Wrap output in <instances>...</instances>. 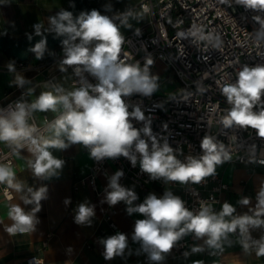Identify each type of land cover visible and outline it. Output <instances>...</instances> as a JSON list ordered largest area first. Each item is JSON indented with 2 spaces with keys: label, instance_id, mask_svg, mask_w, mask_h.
<instances>
[{
  "label": "clouds",
  "instance_id": "clouds-1",
  "mask_svg": "<svg viewBox=\"0 0 264 264\" xmlns=\"http://www.w3.org/2000/svg\"><path fill=\"white\" fill-rule=\"evenodd\" d=\"M237 2L246 8L264 10V0ZM148 11V6L144 5L140 12L129 9L110 17L93 9L80 13L74 20L72 12L62 10L50 18L51 28L48 31L67 37L62 42L65 54L62 64L77 66L78 75L82 66L83 71L95 77L98 83L82 84L66 93L62 88H57L55 94L44 91L31 103L18 100L14 105L0 108V143L17 157L26 149L32 157L27 160V167L34 177L41 180L59 178L65 161L56 157L52 150H64L71 145L86 147L90 158L95 161L123 156L131 161L133 167L137 164V155L132 151L134 148L135 153L139 154L141 172L147 173L151 180L162 178L166 183L200 184L206 178L214 177L217 167L232 159L224 143L213 135H205L200 142L202 154L189 155L181 160L177 156L179 150L173 149L166 138H161V142L153 134L151 117L146 118L139 106L129 111L130 105L124 98L133 94L151 97L160 89V77L150 70L154 64L151 55L145 57L143 66L139 61L129 63L128 53H124V58L121 56L125 44L121 27L131 29L130 19L140 20ZM35 29L36 34L40 35L41 25H35ZM135 34L140 35L141 30L137 28ZM178 35L186 38L184 32ZM191 36L195 42H203L206 47L220 49L223 45L221 35L212 31L191 32ZM256 40L264 42V22L256 32ZM45 46L46 39H41L32 49L37 59L43 56ZM8 67L10 71L14 70L11 64ZM27 82L20 75L15 78L18 87L22 88ZM220 92L229 107L219 117L218 124L224 129L250 128L256 131L258 137L264 138V64H244L237 71L235 80L225 82ZM188 98L189 95L183 96L185 101ZM168 99L176 100L175 94L169 95ZM156 107L163 109L164 104L158 103ZM37 111H59V115L41 131L35 124L29 123L30 116ZM130 118L144 122V126L135 128ZM44 132L51 135L46 136ZM142 134L148 140L141 138ZM123 175L124 172L118 170L109 178L106 202L109 206L124 202L129 216L138 213L144 217L135 221L132 238L141 243L152 261H161L164 258L162 254L168 253L188 233H194L197 238L207 237L208 245L218 247V241L226 233L238 229L241 235H245L250 227L264 225V219H261L264 216V184L257 194L255 215L228 220L226 217H232L235 212L232 204L223 203L221 211L216 213L211 205L202 202L200 210L194 213L171 191H165L162 197L149 194L142 203L134 205L138 196L135 191L120 184ZM16 177L10 165L0 163V185H6L16 192L24 191V185ZM26 191L28 196L23 198V202L34 207L30 212H25L19 204L11 206L8 212L13 221L8 229L10 233L15 230L34 231L36 224L40 223L36 214L41 211V202L48 199V188L28 187ZM63 202L67 206L71 198H65ZM239 203L248 205L250 200L244 198ZM94 216V206L85 201L77 205L74 222L91 226ZM101 243L104 246V259L112 260L124 254L127 236L118 232L102 239ZM242 243L247 251L249 244L246 240ZM254 243L257 245L256 255L264 256V241ZM192 251L200 249L193 248Z\"/></svg>",
  "mask_w": 264,
  "mask_h": 264
},
{
  "label": "built area",
  "instance_id": "built-area-1",
  "mask_svg": "<svg viewBox=\"0 0 264 264\" xmlns=\"http://www.w3.org/2000/svg\"><path fill=\"white\" fill-rule=\"evenodd\" d=\"M144 5L149 9L145 14L147 21L138 27L141 30L140 35L135 34L137 28L123 35L125 44L122 46L121 56L124 58V53H128L129 63L139 61L143 66L145 57L151 55L154 64L159 61L173 72L180 88L174 93L176 100H169V95L156 93L151 97L139 94L126 97L124 99L130 105L129 111L139 106L146 118L151 117L153 134L158 139L166 138L173 149L179 150L177 156L181 160L189 155L202 154L200 148L202 138L205 135H213L230 150L232 159L228 163L264 166V138L258 137L256 131L250 128L224 129L218 124L219 117L229 107L221 95V86L225 82L234 81L237 71L244 64L249 66L264 64V42L256 40V32L261 29V23L264 22V10L246 8L237 0H138L129 9L136 8L140 12ZM208 31L221 35L223 45L220 49L206 47L203 42H195L191 36V32ZM181 32L185 33L186 38L178 35ZM30 58L26 61L15 59L14 69L38 70L39 65L30 63ZM154 64L150 68L151 72ZM70 68L74 76L71 81L73 87L98 83L95 77L83 71L82 66L79 75L76 71L77 66ZM47 82L56 87L53 77L48 76ZM184 95H189L187 101L183 100ZM18 100L26 102L23 93L9 98L0 108L14 105ZM158 103L164 104L163 109L156 107ZM56 116L43 115L42 121L37 123L31 115L29 123L35 124L43 131L47 123ZM130 121L137 129L144 126V122L134 118H130ZM141 138L148 140L143 134ZM84 148L89 154V150ZM132 151L137 155L138 161L139 154L135 153L134 148ZM13 159L14 155L10 149L0 143V163L11 165ZM90 160L89 173L74 183V189L89 186L98 194L96 179L98 175L104 173L108 163L124 172L121 179H128L139 189H147L149 185L179 187L185 206L194 213L200 210L202 202L211 205L212 211L217 212L220 194L228 189L219 173L206 178L200 184L166 183L162 178L151 180L147 173L141 172L138 164L133 167L131 161L123 156L102 161H95L92 158ZM109 178L110 175H105L107 185ZM120 184L129 188L122 182ZM2 192L6 199L12 197L7 186L2 187ZM116 213L115 209H109L102 219L113 226L112 216ZM197 240L194 233H188L174 244L171 249L172 255L183 257L193 254L192 249L195 248ZM144 259L150 260L146 251ZM25 262L43 264L38 256H30Z\"/></svg>",
  "mask_w": 264,
  "mask_h": 264
},
{
  "label": "crops",
  "instance_id": "crops-1",
  "mask_svg": "<svg viewBox=\"0 0 264 264\" xmlns=\"http://www.w3.org/2000/svg\"><path fill=\"white\" fill-rule=\"evenodd\" d=\"M70 3V0H0V33L18 39L35 32L37 24L41 25V31L49 30L51 16ZM62 42L55 47L52 59H37L36 55L31 56L30 63L38 64L40 67L38 70L14 69L15 59L0 50V107L9 98L12 99L20 93L24 94L27 103H31L44 91H52L55 94L57 88H62L65 93L75 89L71 85L74 77L71 66L62 64L65 58ZM10 64L14 69L12 71L8 67ZM17 75L28 81L22 88L15 84ZM48 76L53 77L55 88L47 82ZM57 114L59 111L32 113L37 123L42 121L43 115L54 117ZM45 135L50 136L51 133L46 132ZM52 151L56 157L65 161L59 178L41 180L34 177L27 167V160L32 157L25 149L19 157L14 155L13 163L10 165L16 172L17 181L24 185V191L16 192L8 188L12 197L6 199L2 192V187L6 185H0V264H26L25 261L30 256L40 257L43 264H195L197 261L201 264H264V256L256 255L257 245L254 243L264 241V225L250 227L245 235H241L238 229L236 232L226 233L218 241V247L208 245L206 242L208 238L202 237L198 238L195 246L200 251L193 254L177 257L172 255L170 250L162 254L164 258L161 261L145 260V251L141 243L132 238L135 221L144 217L138 213L129 216L124 202L109 206L105 199L107 189L105 175L111 177L118 171L116 167L108 163L104 173L97 176L98 194L89 186L74 189V183L89 173L91 165L89 154L82 145H71L64 150ZM137 164L139 165V159ZM216 171L228 186V189L220 194L216 213L221 211L223 203L228 202L234 206L235 212L232 217L226 219L243 215L254 216L257 194L264 184V166L227 162L218 166ZM120 182L136 192L138 199L133 202L134 205L142 203L149 194L162 197L165 191H171L173 195L181 198L179 187L149 185L147 189H139L128 179H120ZM40 186L48 188V199L41 202V211L36 214L40 223L36 224L34 231L15 230L10 233L8 229L13 221L9 218L8 212L11 206L19 204L25 212H30L34 205L23 202V198L28 196L26 190L28 187L36 189ZM68 197L71 198V203L65 206L63 201ZM244 198H249L248 205L239 203ZM85 201L95 208L91 226L77 225L74 222L77 205ZM112 208L117 213L112 216L114 225L110 226L102 217ZM261 219H264V216H261ZM118 232L127 236L124 254L112 260H105L101 240ZM245 240L249 244L247 251L242 243Z\"/></svg>",
  "mask_w": 264,
  "mask_h": 264
},
{
  "label": "water",
  "instance_id": "water-1",
  "mask_svg": "<svg viewBox=\"0 0 264 264\" xmlns=\"http://www.w3.org/2000/svg\"><path fill=\"white\" fill-rule=\"evenodd\" d=\"M70 2V5L62 10L72 12L74 20L80 13L89 12L90 10L89 0H70ZM58 13L53 14L51 17L56 16ZM29 37H31V39H29ZM66 38V36H58L55 32L48 30L41 31L40 35H37L36 31L31 32L18 39L2 34L0 35V50L5 51L9 57L16 60L26 61L31 57L32 48L39 43L41 39H46L45 47L49 52L48 57L51 58L54 55L55 47Z\"/></svg>",
  "mask_w": 264,
  "mask_h": 264
},
{
  "label": "rangeland",
  "instance_id": "rangeland-1",
  "mask_svg": "<svg viewBox=\"0 0 264 264\" xmlns=\"http://www.w3.org/2000/svg\"><path fill=\"white\" fill-rule=\"evenodd\" d=\"M137 1L138 0H122L118 5H111L112 14L115 15L117 13L129 10V7L131 8L132 6H134ZM132 11L139 12V10L136 8L132 9ZM146 21H147V17L145 15L140 20L130 19L129 22L131 23L132 28L129 29V28L121 27L120 29L121 33L124 35L130 32L131 30L138 28L140 25H142ZM117 23L119 24L118 20H117ZM44 54H45V51H44ZM44 54L41 57L42 59H45ZM167 70H169L171 74ZM152 74H156L160 77V81H159L160 89L156 92V94L171 95V94L176 93L178 89L180 88V84L177 81V79L174 77L172 71L166 68V66L163 63L159 61L155 62L153 66Z\"/></svg>",
  "mask_w": 264,
  "mask_h": 264
},
{
  "label": "trees",
  "instance_id": "trees-1",
  "mask_svg": "<svg viewBox=\"0 0 264 264\" xmlns=\"http://www.w3.org/2000/svg\"><path fill=\"white\" fill-rule=\"evenodd\" d=\"M121 1L122 0H89V6H90L89 12L93 9H96V10H99L101 12V14L108 15L111 17V16H113L112 11H111V5H118ZM109 6H110V9H109ZM2 34L3 33H0V35H2ZM48 53H49L48 49L45 47L44 58L45 59H52L54 57V55L51 58H49ZM33 55H36V54L32 51L31 56H33ZM167 71L171 74V72L169 70H167Z\"/></svg>",
  "mask_w": 264,
  "mask_h": 264
}]
</instances>
